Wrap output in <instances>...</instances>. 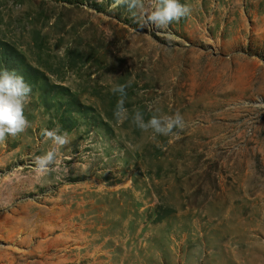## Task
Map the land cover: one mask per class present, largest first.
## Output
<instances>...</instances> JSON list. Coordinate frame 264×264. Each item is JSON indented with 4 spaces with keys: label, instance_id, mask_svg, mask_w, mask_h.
Returning a JSON list of instances; mask_svg holds the SVG:
<instances>
[{
    "label": "rangeland",
    "instance_id": "374dc122",
    "mask_svg": "<svg viewBox=\"0 0 264 264\" xmlns=\"http://www.w3.org/2000/svg\"><path fill=\"white\" fill-rule=\"evenodd\" d=\"M109 3L0 0V66L32 89L0 141V264H264V0H180L164 35ZM42 129L68 140L45 174Z\"/></svg>",
    "mask_w": 264,
    "mask_h": 264
},
{
    "label": "clouds",
    "instance_id": "9594fccd",
    "mask_svg": "<svg viewBox=\"0 0 264 264\" xmlns=\"http://www.w3.org/2000/svg\"><path fill=\"white\" fill-rule=\"evenodd\" d=\"M121 6L139 21L140 27L161 30V35L165 34L164 30L170 23L186 17L190 12L189 7L180 3V0H151L150 4H146V0H110L107 11L111 12ZM31 91V86L22 76L0 66V141L5 136H16L27 127L23 110ZM111 91L119 96L114 106L113 118L117 121L126 119L124 85H116ZM132 121L138 129H151L154 134L162 136H168L173 133V129L182 130L186 126L179 112L159 118L153 115L145 121L137 110L133 113ZM41 135L50 140L53 147L42 155L33 157L31 164L35 172L45 174L56 161L57 147L67 144L68 140L64 134H57L55 130L42 129Z\"/></svg>",
    "mask_w": 264,
    "mask_h": 264
}]
</instances>
